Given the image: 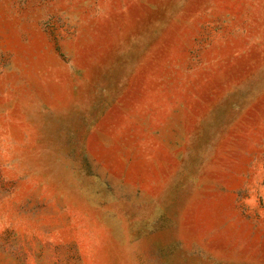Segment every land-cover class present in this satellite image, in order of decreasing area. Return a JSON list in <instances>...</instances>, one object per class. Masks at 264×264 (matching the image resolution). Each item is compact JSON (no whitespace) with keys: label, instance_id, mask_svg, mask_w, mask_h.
<instances>
[{"label":"rangeland","instance_id":"rangeland-1","mask_svg":"<svg viewBox=\"0 0 264 264\" xmlns=\"http://www.w3.org/2000/svg\"><path fill=\"white\" fill-rule=\"evenodd\" d=\"M0 264H264V0H0Z\"/></svg>","mask_w":264,"mask_h":264}]
</instances>
